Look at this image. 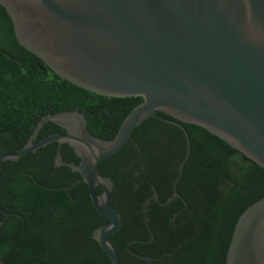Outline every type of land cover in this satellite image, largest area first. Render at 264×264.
I'll return each mask as SVG.
<instances>
[{
    "label": "water",
    "instance_id": "water-1",
    "mask_svg": "<svg viewBox=\"0 0 264 264\" xmlns=\"http://www.w3.org/2000/svg\"><path fill=\"white\" fill-rule=\"evenodd\" d=\"M0 5L20 46L61 79L102 96L142 99L111 140L91 135L82 113L59 112L41 117L24 147L0 156L1 176L4 162L57 142L55 165L81 176L95 211L108 220L92 237L110 264H119L110 238L122 223L111 204L113 183L98 167L148 118L179 127L186 150L171 197L160 202L152 189L142 204L150 238L126 244L147 264L156 258L129 246L154 240L150 202L166 206L179 197L177 183L191 152L182 124L204 128L264 168V0H0ZM45 122L65 133L33 142ZM61 144L72 148L78 163L63 161ZM225 264H264V197L237 219Z\"/></svg>",
    "mask_w": 264,
    "mask_h": 264
},
{
    "label": "trees",
    "instance_id": "trees-1",
    "mask_svg": "<svg viewBox=\"0 0 264 264\" xmlns=\"http://www.w3.org/2000/svg\"><path fill=\"white\" fill-rule=\"evenodd\" d=\"M0 26V156L24 147L40 118L59 112L82 113L91 135L111 140L142 101L102 96L58 77L20 46L1 5ZM182 125L191 152L177 183L179 197L166 206L150 202L154 240L129 247L156 258L153 264H225L237 219L264 197V168L204 128ZM64 132L45 122L34 142ZM57 148L53 142L2 164L0 208L9 216L0 212V264H110L92 237L108 220L95 211L81 176L55 165ZM185 150L179 127L151 117L119 152L100 162L99 174L113 183L111 204L122 223L110 238L119 264H147L126 244L150 238L142 204L152 189L160 202L171 197ZM60 154L63 161L79 162L67 144H61Z\"/></svg>",
    "mask_w": 264,
    "mask_h": 264
},
{
    "label": "rangeland",
    "instance_id": "rangeland-1",
    "mask_svg": "<svg viewBox=\"0 0 264 264\" xmlns=\"http://www.w3.org/2000/svg\"><path fill=\"white\" fill-rule=\"evenodd\" d=\"M0 35H2V33H1V26H0Z\"/></svg>",
    "mask_w": 264,
    "mask_h": 264
},
{
    "label": "flooded vegetation",
    "instance_id": "flooded-vegetation-1",
    "mask_svg": "<svg viewBox=\"0 0 264 264\" xmlns=\"http://www.w3.org/2000/svg\"><path fill=\"white\" fill-rule=\"evenodd\" d=\"M65 133V132H64ZM35 140V139H34ZM34 140H33V142H34Z\"/></svg>",
    "mask_w": 264,
    "mask_h": 264
}]
</instances>
